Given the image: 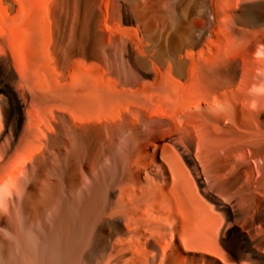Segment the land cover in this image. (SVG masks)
<instances>
[{
  "label": "bare ground",
  "instance_id": "bare-ground-1",
  "mask_svg": "<svg viewBox=\"0 0 264 264\" xmlns=\"http://www.w3.org/2000/svg\"><path fill=\"white\" fill-rule=\"evenodd\" d=\"M21 207L40 264H264V0H0Z\"/></svg>",
  "mask_w": 264,
  "mask_h": 264
},
{
  "label": "clouds",
  "instance_id": "clouds-1",
  "mask_svg": "<svg viewBox=\"0 0 264 264\" xmlns=\"http://www.w3.org/2000/svg\"><path fill=\"white\" fill-rule=\"evenodd\" d=\"M256 107L255 104L252 105ZM26 190V189H25ZM24 192L13 201L23 200ZM82 195V194H81ZM18 221L0 208V264H40L39 253L43 245L42 225L37 226L19 209Z\"/></svg>",
  "mask_w": 264,
  "mask_h": 264
}]
</instances>
